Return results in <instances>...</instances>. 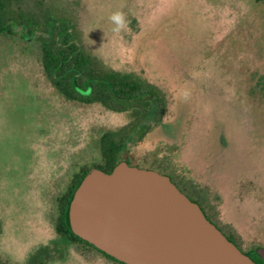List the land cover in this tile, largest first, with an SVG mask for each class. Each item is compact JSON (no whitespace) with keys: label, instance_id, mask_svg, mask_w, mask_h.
<instances>
[{"label":"rangeland","instance_id":"1","mask_svg":"<svg viewBox=\"0 0 264 264\" xmlns=\"http://www.w3.org/2000/svg\"><path fill=\"white\" fill-rule=\"evenodd\" d=\"M71 18L82 47L167 99L125 152L201 200L244 250L264 248V0H20ZM126 27L114 33L109 17ZM0 35V264H119L55 231L56 201L99 162L104 132L133 112L69 101L47 79L38 41ZM187 190H186V189ZM43 251L44 253H41ZM48 257V259H47Z\"/></svg>","mask_w":264,"mask_h":264},{"label":"water","instance_id":"2","mask_svg":"<svg viewBox=\"0 0 264 264\" xmlns=\"http://www.w3.org/2000/svg\"><path fill=\"white\" fill-rule=\"evenodd\" d=\"M68 213L77 237L124 264H256L168 175L126 161L91 168Z\"/></svg>","mask_w":264,"mask_h":264},{"label":"trees","instance_id":"3","mask_svg":"<svg viewBox=\"0 0 264 264\" xmlns=\"http://www.w3.org/2000/svg\"><path fill=\"white\" fill-rule=\"evenodd\" d=\"M19 1L0 0V35L11 34L13 28L19 27L23 31L22 37L25 41L27 36L34 37L40 44L44 73L60 94L69 101L87 105L101 104L106 109L118 113H134L133 120L127 126L102 134L99 162L83 166L73 174L69 186L56 201L57 212L54 221L56 233L68 245L82 244L116 263L124 264L72 232L69 224V205L76 189L91 168L97 167L111 173L121 161L132 165L130 158L125 157L128 145L134 139L142 140L149 133L150 128L145 126L148 120L155 118L157 124L161 121L167 107V99L159 87L139 75L109 69L91 56L79 43L78 33L71 18L50 11L41 14L25 13L20 8L13 7ZM189 198L198 203L206 217L214 223L201 200L191 196ZM227 238L240 246L232 236ZM254 253L255 251H245L246 255L256 259ZM42 263L46 264L48 260ZM29 264H34L33 258Z\"/></svg>","mask_w":264,"mask_h":264},{"label":"clouds","instance_id":"4","mask_svg":"<svg viewBox=\"0 0 264 264\" xmlns=\"http://www.w3.org/2000/svg\"><path fill=\"white\" fill-rule=\"evenodd\" d=\"M109 19L115 25V27L112 28V31L114 33H119L122 29H124L126 27V21H125L123 13H121V12L113 13L109 17Z\"/></svg>","mask_w":264,"mask_h":264},{"label":"flooded vegetation","instance_id":"5","mask_svg":"<svg viewBox=\"0 0 264 264\" xmlns=\"http://www.w3.org/2000/svg\"><path fill=\"white\" fill-rule=\"evenodd\" d=\"M172 179V178H171ZM172 181L180 188V190L181 191H183V193H185L187 196H188V194L183 190V188L177 183V182H175L173 179H172ZM186 189V188H185ZM187 190V189H186ZM189 197V196H188ZM200 200V199H199ZM208 214V213H207ZM206 215V214H205ZM215 223V222H214ZM215 225L217 226V227H219L216 223H215ZM220 230H221V228H219ZM222 232H223V230H221ZM224 233V232H223ZM225 234V233H224ZM226 235V234H225ZM227 237V236H226ZM238 247V246H237ZM244 254H245V251H248V252H250V251H255V253H254V255H255V257H256V259L255 258H252L253 260H254V262L256 263V264H264V257L262 256V255H260L259 254V249H264V248H262V247H259V248H256V249H254V250H244L241 246H239L238 247ZM250 257V256H249Z\"/></svg>","mask_w":264,"mask_h":264}]
</instances>
